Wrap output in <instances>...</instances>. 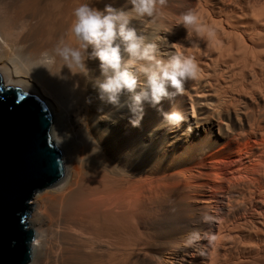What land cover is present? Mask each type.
Here are the masks:
<instances>
[{
	"label": "bare ground",
	"instance_id": "obj_1",
	"mask_svg": "<svg viewBox=\"0 0 264 264\" xmlns=\"http://www.w3.org/2000/svg\"><path fill=\"white\" fill-rule=\"evenodd\" d=\"M170 1L159 6L156 19L134 24L149 38L166 37L165 53L178 49L194 58L198 75L180 94L192 112L165 99L156 108L146 105L134 127L126 109L99 120L98 109L110 106L59 61L53 75L31 67L61 38L75 45L67 30L81 0H0L2 82L48 105L51 138L65 166L60 182L34 196L30 264H187L185 246H192L197 230L215 228L204 211L212 216L218 209L223 220L216 246L200 264H264V0ZM106 3L121 7L124 0L95 6ZM188 12L196 25L187 33L181 21ZM98 65L87 62L93 76ZM61 70L67 78L56 75ZM158 108L178 110L184 119L169 126ZM222 119L248 139L241 148L248 165L236 181L225 179L221 163L213 181L201 171L215 143V120Z\"/></svg>",
	"mask_w": 264,
	"mask_h": 264
},
{
	"label": "clouds",
	"instance_id": "obj_2",
	"mask_svg": "<svg viewBox=\"0 0 264 264\" xmlns=\"http://www.w3.org/2000/svg\"><path fill=\"white\" fill-rule=\"evenodd\" d=\"M100 2L81 0L72 9L67 30L75 45L61 38L54 49L41 52L31 67H44L53 75L52 68L59 61L70 76H80L86 85L91 84L102 105L110 106L108 112L98 109L99 120L111 119L115 112L126 109L129 122L139 127L146 105L156 108L163 100L181 94L184 83L195 79L199 69L191 55L178 49L165 53L163 41L149 38L134 24L159 17V6L165 0H124L121 7L106 3L102 9L95 6ZM181 24L188 33L196 25L195 14L186 13ZM90 60L99 61V76H93L88 68ZM56 75L67 78L62 70ZM85 103L91 104L92 98H86ZM157 110L162 123L169 126H178L184 119L178 110Z\"/></svg>",
	"mask_w": 264,
	"mask_h": 264
},
{
	"label": "water",
	"instance_id": "obj_3",
	"mask_svg": "<svg viewBox=\"0 0 264 264\" xmlns=\"http://www.w3.org/2000/svg\"><path fill=\"white\" fill-rule=\"evenodd\" d=\"M48 105L0 76V264H29L35 237L31 202L65 174L61 151L51 138Z\"/></svg>",
	"mask_w": 264,
	"mask_h": 264
},
{
	"label": "rangeland",
	"instance_id": "obj_4",
	"mask_svg": "<svg viewBox=\"0 0 264 264\" xmlns=\"http://www.w3.org/2000/svg\"><path fill=\"white\" fill-rule=\"evenodd\" d=\"M170 1V0H169ZM178 1V2H177ZM182 1V0H180ZM179 0H171L170 1V6H173V2H176V4L180 3ZM190 0H185L186 4L189 3ZM172 2V3H171ZM188 2V3H187ZM171 10L173 9V7H170ZM176 16V15H175ZM175 18V17H174ZM162 36L159 37V40H161ZM164 39V42L167 40L166 37L162 38V41ZM166 39V40H165ZM180 97V98H179ZM187 98H182L181 95H176L174 96L173 98L171 99H168V102L167 104H169V102L171 103V105H174L179 103V109H181V106H187L185 109H187V112H189V114L192 112V107H191V104L188 105L189 101H187V103L185 102ZM185 100V101H184ZM188 100V99H187ZM180 101V102H179ZM183 103V105H182ZM181 104V105H180ZM166 105V104H165ZM170 105V104H169ZM184 109V107H183ZM191 111V112H190ZM220 121V122H219ZM223 123H222V122ZM225 121V122H224ZM219 122V125H217ZM230 120H215V126L213 127V134L211 135L212 136V139L214 138V145H213V150L209 151L206 153V157H207V168H204L203 165H201V171L203 174L205 175H210L211 178H212V181H213V177L215 176V173L217 172V165L218 163H221L223 164V167H224V172H225V179H229V180H233V181H236L237 178L241 177L242 175V171H243V168L245 166V164L248 165V163L245 162L244 160V157H242V150L241 148H244L245 147V144H247L248 142V139L245 137V135L243 133H240L242 132L241 130H237L236 132L232 133L233 131V128L232 127H235L237 126L236 124H234V122H232ZM226 124H228L227 126H225ZM100 125L103 126V124L101 123ZM221 126V129L222 130L220 132V130L218 129L219 127ZM230 127V128H229ZM229 132H228V131ZM219 132V133H218ZM223 132V134H222ZM225 132V133H224ZM239 132V133H238ZM226 133H228L230 135V138L229 139H226V137L224 138V136L226 135ZM231 133V134H230ZM236 133L238 135H236ZM215 134V135H214ZM234 134V135H233ZM221 135V136H220ZM210 136V137H211ZM237 136V138H236ZM242 137V138H241ZM233 139V140H232ZM231 140V141H229ZM244 141V142H243ZM246 141V142H245ZM238 142V143H237ZM241 142V143H240ZM227 150V151H226ZM240 150V152H239ZM211 152V153H210ZM213 152V153H212ZM215 152V153H214ZM209 153V154H208ZM212 154V155H211ZM214 158V159H213ZM217 161V162H216ZM201 163V162H199ZM241 164V165H240ZM203 166V167H202ZM242 168V169H241ZM237 169V170H236ZM209 172V173H208ZM233 172V173H232ZM237 172V173H236ZM208 173V174H206ZM67 175V174H66ZM237 175V176H236ZM239 175V177H238ZM254 175V174H253ZM209 176V177H210ZM231 177V178H230ZM235 177V178H234ZM228 180V181H229ZM181 181L184 183L185 181L183 179H181ZM47 189V188H46ZM44 189V190H46ZM43 190V191H44ZM51 190V189H50ZM210 188L206 189L205 192L207 194V196L209 197L211 195V190ZM220 193V196H221V192L222 191H219ZM211 197V196H210ZM35 198H33L31 204V214H30V217L33 213V210H34V202L36 200H34ZM207 203L206 201H203L201 204H205ZM219 206H224L223 203H218ZM212 216H207V213L204 211V216L203 218H207L208 220L210 221H213V224L215 225L214 227V230H213V233H210V232H207L206 233V230H203L199 229L197 230L196 232V235L195 237L193 238V244L192 246L188 247V246H185V248L187 247V253L185 254V261H188L187 264H200V263H203V262H206L209 258H210V252L212 250H214L215 246H216V242H215V237H217V233H218V226L219 224L221 223V221L223 220V217H222V214H221V209H218V210H213L212 211ZM217 218V219H216ZM219 219H220V222H219ZM222 219V220H221ZM30 220V218H29ZM202 231V232H201ZM204 231V232H203ZM201 232V233H200ZM214 234V235H213ZM213 236V237H210V236ZM199 238H197V237ZM215 236V237H214ZM195 240V241H194ZM213 244V245H212ZM195 245V246H194ZM195 247V248H194ZM210 247V248H209ZM189 248V250H188ZM189 253V254H188ZM208 254V255H207ZM199 255V256H198ZM30 264V263H29Z\"/></svg>",
	"mask_w": 264,
	"mask_h": 264
}]
</instances>
